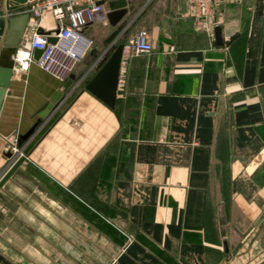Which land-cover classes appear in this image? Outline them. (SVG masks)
Instances as JSON below:
<instances>
[{
    "label": "crops",
    "instance_id": "1",
    "mask_svg": "<svg viewBox=\"0 0 264 264\" xmlns=\"http://www.w3.org/2000/svg\"><path fill=\"white\" fill-rule=\"evenodd\" d=\"M36 1L0 12L27 14L0 102V178L23 157L0 184V264H264V0H221L209 33L190 0H126L111 45L106 19L82 28L43 117L69 75L32 58L33 23L57 25L31 18ZM138 30L151 50L107 104L87 85Z\"/></svg>",
    "mask_w": 264,
    "mask_h": 264
},
{
    "label": "built area",
    "instance_id": "2",
    "mask_svg": "<svg viewBox=\"0 0 264 264\" xmlns=\"http://www.w3.org/2000/svg\"><path fill=\"white\" fill-rule=\"evenodd\" d=\"M106 1L108 0H38L29 8L32 19H39L44 13H48L57 23L53 43H47L44 36L37 32V23H33L29 38L30 47L41 50L36 63L44 72L59 81L69 75L74 63L83 57L91 44V40L82 33V28L95 20L106 19L103 8ZM220 1L190 0L196 30L211 32L213 8ZM150 50L151 44L145 30H138L131 36L122 46L116 85L121 84L123 80L124 60L129 56L148 53ZM14 151L22 155L18 148H14Z\"/></svg>",
    "mask_w": 264,
    "mask_h": 264
},
{
    "label": "water",
    "instance_id": "3",
    "mask_svg": "<svg viewBox=\"0 0 264 264\" xmlns=\"http://www.w3.org/2000/svg\"><path fill=\"white\" fill-rule=\"evenodd\" d=\"M26 0H0V12L10 11L17 9L25 4ZM105 18L107 23L114 28L106 36L104 43L108 46L111 45L119 33L124 29L125 23L118 22L121 17L126 13V0H109L106 3ZM27 14H20L17 19L19 24L15 23L14 18L0 17V102L3 97L5 88L8 84L10 72H11V56L15 55V48L17 42L22 35L23 28L25 26ZM14 22V23H13ZM13 25V26H12ZM38 33H42L40 28H37ZM57 32V29L55 33ZM47 43H53L54 37H47L45 39ZM122 51V45H117L110 58L102 66V68L96 73L92 80L88 83L87 87L93 91L101 93L99 91L107 92L103 99L107 104H111L112 97L116 87L117 70ZM41 53L40 49H32V58L37 60ZM72 76H68L66 82L62 85V90L54 92L46 102L37 111L38 116L43 117L49 109L59 100L62 92H64L70 82ZM98 86V87H97ZM100 95V94H99ZM102 97V96H100ZM36 123L32 125L24 134L20 135L17 144L24 141L32 133ZM6 156H10V152L5 153ZM23 157L17 158L8 170L0 178V184L8 177V175L14 170V168L22 161Z\"/></svg>",
    "mask_w": 264,
    "mask_h": 264
},
{
    "label": "trees",
    "instance_id": "4",
    "mask_svg": "<svg viewBox=\"0 0 264 264\" xmlns=\"http://www.w3.org/2000/svg\"><path fill=\"white\" fill-rule=\"evenodd\" d=\"M115 47V46H114Z\"/></svg>",
    "mask_w": 264,
    "mask_h": 264
}]
</instances>
